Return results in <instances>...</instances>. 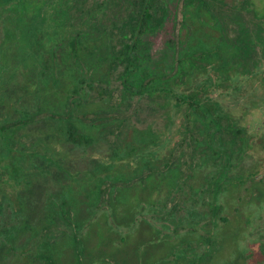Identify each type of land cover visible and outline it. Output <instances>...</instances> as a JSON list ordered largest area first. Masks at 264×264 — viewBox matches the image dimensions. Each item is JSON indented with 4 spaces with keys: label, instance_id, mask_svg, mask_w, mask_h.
<instances>
[{
    "label": "trees",
    "instance_id": "16d2710c",
    "mask_svg": "<svg viewBox=\"0 0 264 264\" xmlns=\"http://www.w3.org/2000/svg\"><path fill=\"white\" fill-rule=\"evenodd\" d=\"M21 1L3 0V13L12 8L20 15L18 20L3 18L4 38L7 34L12 40L4 59L10 71L21 72L29 65V79L22 80L31 86H14L13 95H4L19 103L4 109L6 117L10 109L20 110L17 119L3 125L1 135L2 205L4 211L13 210V221L7 218L11 224L1 234L4 240L28 233V241L30 231L36 230L31 223L35 216L42 223L53 216L66 218L65 225L78 231L89 220L88 228L98 235L95 221L101 218L108 228L111 217L115 226L131 227L139 207L152 208L162 201L158 192L166 195L179 189L183 179L192 176L182 178L179 158H171L178 145L192 142L202 160L225 156L227 162L233 153L250 146L254 135L219 99L244 94L258 78L259 68L240 69L219 16L226 11L254 14L255 0H183L176 36L181 51L172 74L165 71L163 61L149 67L148 57L139 54L143 35L150 29L151 10L160 0H125L133 6L120 22L108 17L114 0H42L43 6L22 11L17 6ZM121 1L119 6L126 9ZM32 42L33 62L23 63L30 58ZM119 64L124 100L141 95L164 98L167 119L160 131L151 126H129L122 133L108 130L111 121L120 123L108 103L110 72ZM3 82L9 79L4 77ZM95 83L104 86L100 89ZM96 87L102 91L97 97L92 95ZM25 90L31 92L30 102H23ZM7 125L14 126L12 134L6 132ZM28 127L34 130L33 138L21 134ZM229 169L226 165L220 170V180ZM94 212L99 217L94 219ZM65 236L62 247L70 249L76 260L85 248L77 245L75 233ZM53 242L45 240L43 252L48 246L46 259L59 264L61 251L53 248Z\"/></svg>",
    "mask_w": 264,
    "mask_h": 264
},
{
    "label": "rangeland",
    "instance_id": "374dc122",
    "mask_svg": "<svg viewBox=\"0 0 264 264\" xmlns=\"http://www.w3.org/2000/svg\"><path fill=\"white\" fill-rule=\"evenodd\" d=\"M37 1L27 0L32 4ZM255 1L254 14L251 11H226L219 16L226 40L236 50L235 62L240 69L247 72L259 68L258 78L251 88L248 86V92L238 94L234 99L228 96L219 99L220 105L234 111L247 133L254 135L249 139L251 144L246 151L233 153L228 162L225 156L217 161L209 157L202 160L192 142L180 144L171 158H179L182 178L193 173L192 176L183 179L179 189L166 195L163 190L158 192L162 201L152 208L151 205L143 206L145 209L139 207L133 226H115L111 217L108 228L101 218L98 223L95 221L94 232L99 230L98 235L88 228L89 220L78 231L74 226L65 225L66 218L53 216L42 223L35 216L36 230L29 233L28 241V233H15L7 240L0 235V264H52L46 259L49 247L43 252L45 240L50 244L54 241L53 248L61 251L59 264H264V52L261 50L264 0ZM114 2L107 11L108 17L120 22L133 5L125 1V9L119 6L121 0ZM182 8L183 0L155 2L150 29L143 35V44L139 47V54L148 57L149 67L163 61L165 71L174 72L181 51L176 36ZM122 69L123 65L119 64L110 72L108 103L114 110L111 114L120 123L111 121L108 130L122 133L129 126H151L160 131L167 119L164 98L141 95L124 100L118 78ZM16 82V79L8 84L2 82L5 95L15 93ZM95 85L100 89L104 86L103 83ZM99 92L102 91L96 87L92 95L97 97ZM226 165H230V169L220 180V170ZM171 167H175L173 162ZM47 198L59 201L57 196L48 195ZM36 214L40 213L36 211ZM67 216L72 217L71 214ZM93 216L95 219L99 213L94 212ZM0 220L3 224L8 222L5 215ZM68 233H75L77 245L81 243L85 248L81 253L80 247L76 260L71 259L70 249L62 247ZM2 243L9 245L4 248Z\"/></svg>",
    "mask_w": 264,
    "mask_h": 264
},
{
    "label": "flooded vegetation",
    "instance_id": "af4514ba",
    "mask_svg": "<svg viewBox=\"0 0 264 264\" xmlns=\"http://www.w3.org/2000/svg\"><path fill=\"white\" fill-rule=\"evenodd\" d=\"M37 5H42L43 6L44 2L42 0H38L35 4H32L30 2H27V0H22L21 2H19V4L17 6H19L18 9H20L22 11L25 8L26 9H35V7ZM5 7H10V6L6 4ZM3 9H4L3 0H0V164H1V149H2V143H3L2 142V138H1V135H2V132H3V128L2 127H3V125L11 123L13 119L14 120L17 119L19 117V115H20V110H17L18 108H15L13 111L10 109V111H11L10 117L9 116L6 117L4 115V112H5L4 109H6V107H11L12 106V108H14L15 106H18V104H19V103L17 104L16 102H13L11 98H7L6 99L7 96L4 97L5 93L2 90V82L4 81V77L9 79V83H12L13 80L16 79L17 80V82H16L17 85L16 86L18 88L22 87V89H29L31 87L27 82H25V80H22V79H29V75H30V71H29V68H28L29 65H25L21 72H19V69L10 71V67H9V65H7L8 61L4 59L5 58V51L7 50L5 48L8 46L9 42L12 41V40H10V38L8 37L7 34H5V38H4L3 18L10 17L12 19L18 20V17L20 15L17 12H16L17 13L16 14L14 12V9H12V8H8L5 13H3ZM25 20H27V18H25ZM15 22H18V21H15ZM11 36H13V34H11ZM14 37H15V39H14L15 42H13V43L17 44V35H15ZM33 44L34 43L32 42L31 52L28 54V55H30V58L24 59L23 63L33 62V57H32L33 56V52H34V50H33L34 49V45ZM2 70H5L3 75H2ZM31 71L33 72L32 67H31ZM3 84H4V82H3ZM6 84H8V83H6ZM25 85H28V86L26 87ZM25 91L26 92H25L24 96L22 97L23 102H30V100H31V92H30V90H25ZM23 104H25V103H22V105ZM4 122H5V124H4ZM5 129H7L6 132L8 134H12L13 131H14V126H8L7 125V127ZM25 133H27L28 134L27 136H30L31 138L34 137L33 128H29L28 127L26 130H21V134L23 136L25 135ZM15 135H18V134H15ZM32 142H33V140H32ZM1 177L2 176H1V167H0V218L5 215V216H7V218L10 217L11 221H13L12 220V212H13V210H8V209H5V211L3 210V205H2L3 201H2V195H1V188H2V185H1L2 179H1ZM44 203H48V200L45 201ZM21 212L23 213V211H21ZM28 219H29V217H28ZM11 221L10 222H6L5 224H3V222L0 220V235L2 234L3 228L6 225H10ZM31 223L34 224V221L31 220ZM32 231H30V232H32Z\"/></svg>",
    "mask_w": 264,
    "mask_h": 264
}]
</instances>
